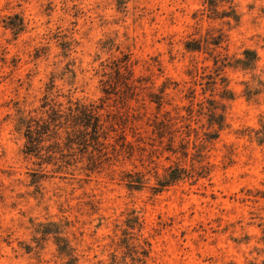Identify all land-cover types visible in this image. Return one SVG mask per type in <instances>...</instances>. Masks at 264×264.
<instances>
[{"label": "rangeland", "instance_id": "rangeland-1", "mask_svg": "<svg viewBox=\"0 0 264 264\" xmlns=\"http://www.w3.org/2000/svg\"><path fill=\"white\" fill-rule=\"evenodd\" d=\"M0 264H264V0H0Z\"/></svg>", "mask_w": 264, "mask_h": 264}, {"label": "trees", "instance_id": "trees-1", "mask_svg": "<svg viewBox=\"0 0 264 264\" xmlns=\"http://www.w3.org/2000/svg\"><path fill=\"white\" fill-rule=\"evenodd\" d=\"M216 2L220 3H231L232 0H208V3L215 4ZM225 17H230V14H225ZM21 21V20H20ZM7 26H10L15 31H20L22 28V22L20 24H9L6 23ZM77 111L79 112V108H77ZM92 112H86L83 115H86L89 119L92 118ZM57 117H60V114L56 110H52V116L49 117V119L53 122L57 121ZM46 121L43 124H39L36 120H30L29 124L26 126V134L25 137L27 139V143L25 144V153L30 154L34 153L35 149V143L38 141V139L41 137L39 134H44L43 127H45ZM98 126L97 124L94 126L96 129ZM42 130V132H41ZM42 138V137H41ZM178 176H174V174H171V179H177Z\"/></svg>", "mask_w": 264, "mask_h": 264}]
</instances>
